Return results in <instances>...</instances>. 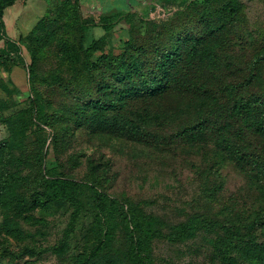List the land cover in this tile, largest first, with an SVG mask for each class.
Listing matches in <instances>:
<instances>
[{"label": "rangeland", "instance_id": "obj_1", "mask_svg": "<svg viewBox=\"0 0 264 264\" xmlns=\"http://www.w3.org/2000/svg\"><path fill=\"white\" fill-rule=\"evenodd\" d=\"M62 1L18 0L4 13L0 146L14 143L22 165L14 168L17 174L8 192L3 190L7 174L0 167V264H75L83 256L94 264H132L120 212L153 224L149 247L155 264H264L248 255L233 235L236 224L244 226L264 215V180L232 162L218 163L214 136L203 147L179 143L177 134L199 119L195 108L168 117L167 125L158 124L162 120L148 123L146 128L160 140L153 146L91 134L60 116L77 97L93 93L94 84L83 69L91 44L93 62L125 46L142 47L152 60L180 28L201 29L208 7L228 0H70L64 8ZM238 1L235 25L224 34L227 43L215 45L221 69L212 120L239 98L264 95V0ZM109 10L116 14L101 19ZM49 14L57 17L55 24L34 32L38 42L29 39ZM36 92L47 105L50 124L37 114ZM184 101L171 95L137 106L168 114L186 107ZM18 118L26 128L24 135L13 138L9 121ZM4 148L0 166L1 159L9 161ZM245 148L254 151L248 143ZM56 177L82 185L76 197L82 206L73 228L69 224L77 206L72 201L53 207L35 204L45 198V181ZM94 183L118 208L112 241L96 256L93 248L103 215L90 188Z\"/></svg>", "mask_w": 264, "mask_h": 264}, {"label": "trees", "instance_id": "obj_2", "mask_svg": "<svg viewBox=\"0 0 264 264\" xmlns=\"http://www.w3.org/2000/svg\"><path fill=\"white\" fill-rule=\"evenodd\" d=\"M18 0H0V32L4 27V13L6 8L14 5ZM165 2L178 0H160ZM187 2L188 0H182ZM70 0H63L62 7H66ZM200 21L203 27L180 28L169 40L168 46L158 48L156 56L149 60L142 47L125 46L117 54H103L96 62L90 60L95 50V43L87 49V59L83 69L93 82V93L84 98L77 97V103L67 105L61 111V120L71 123L76 128H83L91 134H108L145 144L156 145L160 142L158 136L150 132L146 125L158 122L167 125L168 117L183 114L185 110L195 108L199 113L196 123L183 128L177 139L182 145L203 147L214 136L215 153L218 163H234L241 170L251 171L253 175L264 180V95L239 98L229 107L221 118L212 120L213 107L216 106L215 88L220 87L218 77L221 69L215 45H225L226 31L235 25L239 12V1L228 0L214 9L208 7ZM116 10L105 11L100 15L107 20L113 17ZM57 20L54 15L42 18L36 28L29 35V39L39 41L33 34L36 30H46ZM84 37H81V42ZM3 55L0 53V59ZM30 76L36 74L34 61L30 65ZM8 91V87H4ZM174 95L184 99L186 107H175L168 114L139 108L138 102L165 99ZM46 103L36 92V111L45 123L50 124L46 111ZM177 108V109H176ZM197 113V114H198ZM10 128L13 138L24 135L26 126L22 118L13 119ZM145 124V125H144ZM26 125L28 122L26 120ZM252 146L254 151L247 150L245 144ZM8 148L9 161L1 163L6 172L8 187L16 178L17 170L22 165L16 152L14 143L0 146V157L3 148ZM4 148V149H5ZM42 160H40L41 162ZM13 169V170H12ZM96 182V180H95ZM90 188L98 196V206H101L99 219L103 229L97 231L93 256L105 250L112 241L116 229L117 206L113 201L107 202V196L97 191L96 184ZM82 191V185L72 179L61 177L50 178L45 181L44 199L37 198L36 205L53 207L56 203L72 201L77 210L73 212L69 224L74 227L79 216L78 206L82 204L76 199ZM1 196V195H0ZM106 207V208H105ZM121 222L127 230L130 242V259L132 264H155L150 254L149 241L154 236L153 224L147 218L131 217L120 212ZM244 224V223H241ZM233 233L243 242L245 252L264 263V215L261 219L241 226L235 225ZM75 264H94L85 256L76 260Z\"/></svg>", "mask_w": 264, "mask_h": 264}]
</instances>
